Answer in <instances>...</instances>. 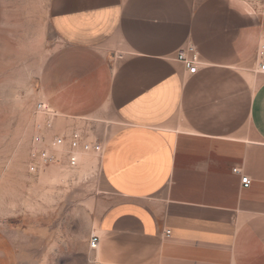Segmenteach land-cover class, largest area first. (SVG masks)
Masks as SVG:
<instances>
[{
    "label": "crops",
    "instance_id": "0c3cea01",
    "mask_svg": "<svg viewBox=\"0 0 264 264\" xmlns=\"http://www.w3.org/2000/svg\"><path fill=\"white\" fill-rule=\"evenodd\" d=\"M50 27L41 97L103 145L87 264H264V8L52 0Z\"/></svg>",
    "mask_w": 264,
    "mask_h": 264
},
{
    "label": "rangeland",
    "instance_id": "374dc122",
    "mask_svg": "<svg viewBox=\"0 0 264 264\" xmlns=\"http://www.w3.org/2000/svg\"><path fill=\"white\" fill-rule=\"evenodd\" d=\"M52 0H0V264H87L85 247L95 231L100 198V155L68 147L57 162L31 172L34 139L80 131L39 109L47 60L60 47L50 27ZM264 8V0H251ZM264 52V50H263ZM52 124V129L48 128ZM70 128V129H69Z\"/></svg>",
    "mask_w": 264,
    "mask_h": 264
},
{
    "label": "built area",
    "instance_id": "2783aa9c",
    "mask_svg": "<svg viewBox=\"0 0 264 264\" xmlns=\"http://www.w3.org/2000/svg\"><path fill=\"white\" fill-rule=\"evenodd\" d=\"M262 63L259 71L264 72V54L262 53ZM177 61L180 62L186 72L190 75L198 73L201 66L200 54L194 44L188 43L180 48L177 52ZM39 109L46 113H54L47 104H40ZM52 124L48 128L52 129ZM45 133L40 132L34 139L35 149L32 152L31 172H36L39 166H49L57 162L55 150L68 147V162L71 167H77L80 161V153H93L101 155L103 145L98 141H90L85 134L80 131L73 132L69 137L64 135H55L50 146L43 145ZM234 173L241 174V170L236 168ZM241 183L244 188H249L251 179L248 176H241ZM170 231H166V235H170ZM90 250L97 252L100 247V237L92 235L89 242Z\"/></svg>",
    "mask_w": 264,
    "mask_h": 264
}]
</instances>
